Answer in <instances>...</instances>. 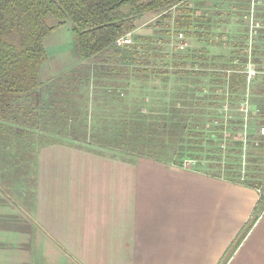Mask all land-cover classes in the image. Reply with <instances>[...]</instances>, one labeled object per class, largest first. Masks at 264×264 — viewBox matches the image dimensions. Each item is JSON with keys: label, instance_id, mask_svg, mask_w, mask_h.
I'll return each mask as SVG.
<instances>
[{"label": "crops", "instance_id": "crops-1", "mask_svg": "<svg viewBox=\"0 0 264 264\" xmlns=\"http://www.w3.org/2000/svg\"><path fill=\"white\" fill-rule=\"evenodd\" d=\"M7 126L0 120V264H264V194L243 178L106 146L35 148Z\"/></svg>", "mask_w": 264, "mask_h": 264}, {"label": "rangeland", "instance_id": "rangeland-1", "mask_svg": "<svg viewBox=\"0 0 264 264\" xmlns=\"http://www.w3.org/2000/svg\"><path fill=\"white\" fill-rule=\"evenodd\" d=\"M187 3L188 8H199L201 15L206 14L207 21L196 23L197 26L190 30L189 35H183L182 40L175 34L171 21L161 20L157 12L147 13L135 22L133 33H149L151 36L149 43L135 57L134 68L141 71L139 74L135 72L128 93L125 94L130 103L134 101L145 113V117L130 122L129 138L118 142L111 138L112 134L105 133L104 115L112 113L108 111L110 102L105 98L93 101L94 106L99 107L95 111L97 116L93 126L96 130L91 131L87 125L85 135L87 138L90 136L89 142L101 143L109 148L103 154L122 157L128 151L137 154L142 150L147 153L151 147L152 156L170 163L173 162L172 154L179 151L170 140L183 138L187 141V146H183L184 150L179 153L183 166L188 165L200 172L237 166L239 175L259 179L257 161L259 158L264 161V154L258 152L255 143H259L264 136L261 133L264 126L259 123L260 112L264 111V0H189ZM185 7L181 5L173 8L172 17L177 9ZM193 15L194 18L199 17L198 13ZM54 32L46 40L48 60L40 69L41 75L44 79H51L66 73L65 79L70 80L71 74L68 72L81 65L82 59L74 46L69 25L59 27ZM133 33L130 34V47L121 53H124L121 56L125 62L112 50L99 56L107 61L108 64L103 65L107 72L113 75L116 73L112 72L113 62L132 65V51L138 41ZM93 63L96 64L97 74L104 75L106 71L98 69L100 61ZM233 65L242 67L247 73L254 72V76L246 80L245 88L236 87L231 92L221 75ZM90 86L83 97L87 110L85 115L91 106ZM66 88L71 95L72 87ZM45 93L46 88L40 89L39 96L32 98V101L41 100L43 96L45 100ZM43 109L42 102L34 105L35 124H47V119L43 118ZM57 113L56 117L60 118L62 110L58 109ZM18 125L19 143L31 140L35 148L41 146L43 139H39L36 133L32 139L29 138L30 133H22L23 125ZM180 125L187 126L190 134L202 133L204 145L197 144L199 139L192 134L180 135L175 130V126ZM170 126H173L171 131ZM84 131L79 126L73 134L83 138ZM60 135L56 140H64L62 132ZM132 141L139 142L132 144ZM237 142L242 143L240 149L236 148ZM110 145L123 147L124 150L122 152L118 147ZM207 161L210 164L207 165Z\"/></svg>", "mask_w": 264, "mask_h": 264}, {"label": "trees", "instance_id": "trees-1", "mask_svg": "<svg viewBox=\"0 0 264 264\" xmlns=\"http://www.w3.org/2000/svg\"><path fill=\"white\" fill-rule=\"evenodd\" d=\"M188 1L0 0V120L3 125H8L7 128L10 127L11 130H15L16 135H18L20 133L18 123H21L23 125L21 132L28 131L30 133L28 137L31 139L36 133L39 139L44 140L42 144L59 141L56 139H59L62 132L64 140H60V142L104 147V144L89 142L90 136L87 138L85 133L87 125L90 126L91 131L96 130L93 126L97 116L95 111L99 107L94 106L93 101L98 98H105L110 102L108 111L112 112L104 115L106 119L105 133L112 134L111 138L114 141L120 142L128 139L131 129L130 122L145 117V113L133 103L134 101L130 103V99L128 100L125 94L128 93L127 89L131 86L135 72L139 74L141 71L134 68L135 57L138 55V51L149 43L151 36L149 33L144 35L133 33L136 28L135 22L147 13L157 12L161 20L171 21L172 27L176 30V35L179 33L189 35L190 30L197 26L196 23L207 20L206 14H200L199 8H188ZM181 5H185L187 8L177 9L175 16L172 17L171 10ZM196 13L199 14V17L194 18L193 14ZM65 25L70 26L74 46L82 59L81 65L68 72L71 74L70 80L65 79V73L41 83L39 81L40 69L48 60L44 41L52 32ZM132 33L137 36L138 41L132 51L134 55L132 65H125L122 63L123 60L125 62V59L121 56L124 53H121L122 50L124 51L130 46L117 47L115 43L126 34ZM111 50L117 56L122 57L120 58V60L122 59L121 63H110L113 67L112 72H116L114 75L107 72L106 68L104 69L103 65L108 63L99 57L103 52L108 53L107 51ZM93 61H100L101 66L99 65L100 68L98 69L102 72L106 71V76L105 73L104 75H102L103 73L97 74L96 64ZM221 77L231 92L236 87L242 89L246 86L247 72L242 67L233 65L230 69H226ZM101 78L102 80H100ZM99 84H101L100 87ZM67 86L72 87V96L68 93ZM89 86L92 91L90 95L91 106L88 114L85 115L87 110H85L83 97H85ZM43 88H46V99L44 100L43 96L41 100L32 101V98L39 96L40 89ZM58 88H62V90ZM41 102L44 106L43 118L47 119V124L34 123V105ZM58 109L62 110L60 118L56 117ZM70 116L73 118L68 119ZM70 121L73 123L69 124ZM76 122L78 124H75ZM259 123L264 126V111L260 112ZM79 126L85 130L83 138H77L73 134L75 128ZM172 127L170 126V131L173 129ZM165 128L164 126L163 129ZM175 130L179 131L180 135L184 133L185 136H191L192 134L199 139L197 144L204 145L202 133L190 134L185 125L175 126ZM137 142L132 141V144ZM186 142L183 138L175 141L170 140V143L176 144L177 150H179L172 154L173 162L171 161V163L168 160L165 161L152 156L151 147L147 153L139 149L140 152L137 154L128 151L123 155L131 158L146 157L166 165L182 167L184 164L180 163L181 155L179 153L184 150L183 146H187ZM29 143H32L31 140ZM110 146L118 147L116 145ZM241 147L242 143L237 142L236 148L240 149ZM255 147L259 153L264 154V136L260 138L259 143H255ZM118 148L123 152V147ZM208 164L210 162L207 161ZM257 164L260 170L259 179H254V177L249 179V177L239 175L237 166L219 167V169H215L216 171L209 172L207 170L203 173L221 176L236 183H240L243 178L246 185L258 189L264 194V161L262 158L258 159ZM262 202H264V195H262L259 204Z\"/></svg>", "mask_w": 264, "mask_h": 264}, {"label": "built area", "instance_id": "built-area-1", "mask_svg": "<svg viewBox=\"0 0 264 264\" xmlns=\"http://www.w3.org/2000/svg\"><path fill=\"white\" fill-rule=\"evenodd\" d=\"M179 38H183V34L179 33L178 36ZM131 45V41H130V34H126L125 36L121 37L120 39H118L115 43V46L117 47H128ZM254 76V72L249 71L247 73V79L249 80L250 78H252ZM261 133L264 135V127L261 128Z\"/></svg>", "mask_w": 264, "mask_h": 264}]
</instances>
